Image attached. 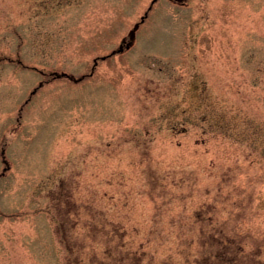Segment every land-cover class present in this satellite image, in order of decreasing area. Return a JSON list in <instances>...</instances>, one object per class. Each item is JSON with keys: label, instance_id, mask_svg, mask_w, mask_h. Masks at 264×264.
<instances>
[{"label": "rangeland", "instance_id": "1", "mask_svg": "<svg viewBox=\"0 0 264 264\" xmlns=\"http://www.w3.org/2000/svg\"><path fill=\"white\" fill-rule=\"evenodd\" d=\"M196 259L264 264V0H0V264Z\"/></svg>", "mask_w": 264, "mask_h": 264}, {"label": "trees", "instance_id": "2", "mask_svg": "<svg viewBox=\"0 0 264 264\" xmlns=\"http://www.w3.org/2000/svg\"><path fill=\"white\" fill-rule=\"evenodd\" d=\"M198 234H200V230H199V233H198ZM189 245H192V243H189ZM196 245H197V247H198L197 250L199 251V247L201 246V244H199V243L197 242ZM143 253H145V250H144V249L142 250V254H143ZM197 258H198V260L200 259L199 257H197ZM198 260H197V259L194 260L193 264H195ZM200 262H201V260H200Z\"/></svg>", "mask_w": 264, "mask_h": 264}]
</instances>
